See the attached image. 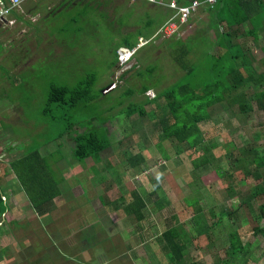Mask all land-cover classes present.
<instances>
[{
    "label": "rangeland",
    "instance_id": "374dc122",
    "mask_svg": "<svg viewBox=\"0 0 264 264\" xmlns=\"http://www.w3.org/2000/svg\"><path fill=\"white\" fill-rule=\"evenodd\" d=\"M152 4L144 0H91L52 12L44 5L39 14L16 15L17 24L0 25V168L6 171L9 159L38 149L61 189L71 181L83 191L70 198L69 205L57 200L45 214L35 217L13 175L2 176L0 190L7 204L5 212L11 211L0 218V264L75 261L79 253L74 246L81 239L88 244L87 249L96 251L81 259V264H98L100 260L105 264H171L154 234L166 228L169 218L175 225L181 223L189 238L187 264H264V235L254 233L264 228V218L258 216L264 193L252 196L256 184L264 187V169L255 165L239 168L236 161L244 156V149H250L251 156L264 152V110L257 108L255 100L248 112H241L237 103L227 101L239 99L241 94L248 97L261 87L253 83L255 74L264 70L259 59L263 53L257 51V35L250 33L257 31V23L251 19L234 26L233 35L224 31L231 44L215 45L213 38L221 31L219 21L226 24L233 17L239 19L245 10L222 0L220 5L214 4L212 21L208 18L198 22L190 17L174 35L162 38L155 33L173 11ZM25 5L27 12L33 4ZM232 36L238 43L232 41ZM47 37H51L50 42L41 45ZM140 37L146 42L137 46ZM131 45L136 47L134 55L120 64L117 49ZM243 51L237 60L242 77H234L241 79L240 87L227 90L225 99L208 109L210 118L198 123L200 132L195 141L166 138L162 127L167 123L168 99L157 94L177 83H187L196 90L187 95L195 103L211 98L210 94L200 99L195 95L206 92L208 85L215 84V94L228 87L224 76L233 60L228 55ZM88 77L91 78L87 85L97 97L94 101L86 103L81 99L72 105L48 101L52 85L72 88L82 82L84 87ZM145 88L151 90L143 92ZM120 102L123 106L139 102L146 114H118L113 120ZM95 119H112L102 126L113 144L99 157L77 161L69 139L98 125ZM119 139L123 140L122 149L126 148L125 156L141 153L144 163L131 169L121 161L115 151ZM211 144L215 146L211 148ZM43 148L48 154L42 152ZM114 164L127 168V173L118 175L120 180L111 193L104 191L101 204L95 201L98 193L90 192L93 188L86 173L78 172L69 181L62 172L65 168L77 170L95 165L100 169H92L93 174L108 179L114 176ZM105 184L108 182L102 183ZM95 188L99 189L97 184ZM138 188L146 202L145 217L138 220L126 213L121 215L123 224L119 221V225L107 229L103 214L115 208L125 210L116 196ZM13 199L18 201L16 207L12 206ZM158 199L162 204L156 203ZM154 207L156 210H152ZM226 210L234 212L225 214ZM139 227L146 243L142 249L135 245L131 262L127 260L130 253L120 254L128 233L133 232L135 241L140 238L136 231ZM233 230L243 245L236 254H231L229 247L228 235ZM147 237L150 242L145 241ZM82 243L80 247L85 246Z\"/></svg>",
    "mask_w": 264,
    "mask_h": 264
},
{
    "label": "trees",
    "instance_id": "16d2710c",
    "mask_svg": "<svg viewBox=\"0 0 264 264\" xmlns=\"http://www.w3.org/2000/svg\"><path fill=\"white\" fill-rule=\"evenodd\" d=\"M74 1L75 0L68 1L66 6L72 4ZM176 1L179 4H186L191 0ZM221 1L222 0H218V3L220 4ZM230 4L234 7H243L245 10L239 19L233 17L232 19L225 21L228 28L242 25L243 23L250 21L252 17L257 14V11L264 8V0H231ZM62 5L63 3L52 7V9L49 11H55ZM221 22L224 23L223 20L219 21V23ZM250 33L253 36L257 35V31L255 30H253V33L250 31ZM229 34H231V32ZM221 37V40H217V45L224 44V35L221 34ZM134 47L135 45H131L130 49ZM262 53L264 55V47L262 48ZM242 55L243 53H234L228 55L233 59L232 64L228 68V74L224 76L227 79L229 85L228 87H225L221 93H213V89L215 88V84H213L211 86L208 85V90L203 92V94L197 92L195 95V98L200 99L203 98V96L205 97L210 94L211 98L206 97L204 100H200V102L195 103L192 97H187V95L189 93H195L196 90H193V88L189 87L187 83H177L167 89L163 94H157L158 97L163 95L168 99V114L167 118L165 117L167 123L162 127L166 138H174L179 142L189 141L190 143L192 140L195 141L197 135L200 132L197 126L198 123L210 118L208 109L214 104L222 102L225 99L227 90H236L238 87H240L238 84L240 85L241 79L238 78L236 80L234 77L235 75L242 77V73L238 70L237 66V60ZM90 78L91 77H88V79L85 80L86 85L84 87L81 86L82 82H79L76 87L72 88L62 85H52L48 93V101H55L59 104L69 103V105L74 103L77 104V101H80L81 99L86 103L94 101L97 97L91 90L90 85H87V82ZM217 82L220 83L219 81ZM253 83L256 84L257 87H261H258L257 90H255L256 92H252L253 94L249 95L248 97L241 94L238 96L239 99H226L228 103H237L241 112H248L252 109L251 101L255 100L257 108L264 110V70L255 74ZM114 88L115 86L112 89ZM147 89L148 88L143 89V92L147 91ZM133 93L134 92H127L126 94L132 95ZM147 100V102L150 101L149 99ZM118 107H121L119 108V112L125 116H132L134 114L138 116H144L146 114L144 105H139V102H130L125 106H123V102H120L118 103L117 108ZM193 107H196V109H193ZM104 121L106 120H101V122ZM70 125H73V123H70ZM72 139L74 143L72 154L77 161H84L88 157H95L97 154H99V152L111 147V144H113L107 137L104 130H99L98 128H91L80 133H75L72 135ZM116 142L117 146L115 147V151L118 156H121V161L127 162L129 167L132 168L144 163V157L141 153L125 156L126 152H124V150L126 148L122 149L123 140L119 139ZM214 146L215 144H211V148ZM253 149L255 150V148ZM242 151L244 152V156L236 160L239 168H245L248 165H255L258 169H264V152L251 156L250 149H244ZM5 169L6 171L2 172V169L0 168V179L7 173H11L22 188L32 210L37 215L45 214L52 205L53 199L60 194L59 181L54 177L50 165L38 149L29 150L22 155L9 159L8 165L5 167ZM254 188L255 190L252 196H258L259 194L264 193V187H259L256 184ZM131 194L133 195V200L127 205V207L134 213L138 220H141L143 218L141 209L146 207V203L136 191H132ZM3 196L4 194L0 190V218L7 210V204L3 199ZM233 212L234 211L226 210L225 214L231 215ZM258 216L264 218V203L259 206ZM169 220L170 221L167 222L168 224L166 228L159 235L155 236V239L160 245V249L166 256L169 263L187 264L185 262V255L187 253L186 243L189 241V238L187 237L186 231L183 229L181 223L175 225L172 222V218H169ZM1 225L2 223L0 226ZM254 233H260L264 235V228H259ZM208 235L210 234L205 233V236L208 237ZM228 238L231 254H236L243 247L236 230L231 231L228 235ZM0 250L3 249L1 248ZM189 264H197V262L193 261Z\"/></svg>",
    "mask_w": 264,
    "mask_h": 264
},
{
    "label": "crops",
    "instance_id": "0c3cea01",
    "mask_svg": "<svg viewBox=\"0 0 264 264\" xmlns=\"http://www.w3.org/2000/svg\"><path fill=\"white\" fill-rule=\"evenodd\" d=\"M68 1H70V0H35V1H33V2H29V3H25V4H33V5H31L30 6V8H28L27 10V12H25L24 11V8H25V6H27V5H25V4H23L20 8H18V9H15V10H13L12 12H11V14L9 15V18L10 19H12L13 21H14V23L13 24H17V20H16V18H15V16L16 15H20V14H26V15H32V14H34V13H36V14H39L38 12H39V8H41L42 6H46V9L48 10V12H50L49 10L50 9H52V7H55V6H57V5H59V4H61V3H63V5L58 9V10H62L63 8H65L66 7V4L68 3ZM80 1H84V3L85 2H91V0H75L74 2H75V4H77V3H79ZM110 1H116V0H110ZM120 1H122V0H120ZM138 1H140V0H138ZM145 1V0H144ZM147 2V1H146ZM230 2H231V0H230ZM149 4H151L150 2H148ZM153 5V4H152ZM215 5H220L219 3H218V0H217V2H216V4ZM214 8V6H212V7H210V6H207V5H202V6H200L199 8H198V10L191 16V17H194V18H197L198 19V22H202L203 20H208V18L210 19V21H212V18H213V15H212V9ZM202 17L203 18H205V19H202ZM33 19H35V18H33ZM252 20H254V22L255 23H257V51H260L261 52V54H262V48L264 47V8L263 9H260L259 11H257V14H256V16H253L252 17ZM189 21V20H188ZM187 21V22H188ZM165 22V21H164ZM186 22V23H187ZM185 23V24H186ZM245 23H248V22H245ZM163 24V23H162ZM161 24V25H162ZM195 22L193 23V26H195ZM0 25H6V24H0ZM160 25V26H161ZM182 25H184V24H180L179 25V28L182 26ZM159 26V27H160ZM219 26H221L220 28H221V31H219L218 32V35L216 36V39H214L213 38V42L215 43V45L218 43L217 42V40L218 39H222V37H221V34L222 35H224V31H230L231 32V34L233 35V31H231V29L234 27H231V28H228L227 27V25L225 24V23H222V25H219ZM158 27V28H159ZM179 28H178V30H179ZM230 32H228V33H230ZM235 34V33H234ZM179 36V35H178ZM233 38H232V41L233 42H236V43H238L237 41H236V39L234 38V36H232ZM51 37H47V38H45V41H43L42 42V44L41 45H45V44H47V42L49 41V39H50ZM55 41V40H54ZM223 41L225 42L224 44H225V46H227V45H229V44H231V43H229V40H227L225 37L223 38ZM50 42V41H49ZM56 52H58V51H56ZM243 54H244V51H243ZM262 57H264V55L263 56H261L259 59H260V61L262 62V64L264 65V58H262ZM263 71V70H262ZM262 71H258L257 73H260V72H262ZM148 90H151V88H148L147 89V91ZM146 92V91H145ZM119 108H121V107H118V109H117V113H116V115L112 118L113 120H114V118L118 115V114H121L120 112H119ZM91 119H93V117L91 118ZM90 119V120H91ZM111 119V120H112ZM96 120V122H98V125H94V126H92L91 128H98V129H103L104 130V132L106 133V131H105V128L102 126V124L105 122V124H108V123H110V121L111 120H108V119H104V120H106V121H104V122H101V120L100 121H97V119H95ZM91 122V121H90ZM101 125V126H100ZM88 129H90V128H88ZM83 132V131H82ZM66 133V132H65ZM106 135H107V133H106ZM107 137H108V135H107ZM109 138V137H108ZM69 140H71L72 142H73V139L72 138H70ZM73 146H74V143L72 144V150H73ZM46 147V146H45ZM42 152L44 153V154H48V152L47 151H45L44 152V148L42 149ZM102 152V151H101ZM101 152H99V154L101 153ZM112 154H114V150L112 149ZM41 153V152H40ZM99 154H97L95 157H99ZM113 155H111L110 157H112ZM90 158H92V157H90ZM0 160H1V158H0ZM56 166H59V164H57L56 163ZM61 167H63V166H61ZM60 167V168H61ZM129 168H131L132 169V167H129ZM92 169H94L95 171L96 170H98V169H100V168H95V165H93V166H91L90 165V167H85V168H78L77 170L74 168V169H67L66 170V168L62 171L63 173H65V176H67L68 177V179L67 180H72L71 178L74 176V175H76V174H78V172L79 173H86V179L88 180V184H89V186H92V188H93V190H91L90 189V192L91 191H93L95 194H97L98 193V199L100 200H98L97 198H95V201L97 200V202H99L100 204H101V202L103 203V201L101 200V198L103 199L104 197H103V194H104V191H106V193H107V195L109 194V192L112 190V188L114 187V184H116L115 182H117V181H119L120 180V178L118 177V175H120V174H124L125 172H126V170L125 169H127V168H124V167H122L121 165L119 166L118 164H114V165H111V170H112V174L114 175L113 176V178H111V177H109L108 179H104L103 177H98V176H96V175H94L93 174V172L91 171ZM92 173V176H90V174ZM96 173H99V171H97ZM127 173V172H126ZM73 174V175H72ZM116 174V175H115ZM125 178H126V175H125ZM95 180V181H94ZM92 181V182H91ZM106 182H108V184L106 185V186H104V185H102V183H106ZM67 184H68V187L67 188H64V189H61L60 188V186H59V188H60V194L58 195V196H56L54 199H53V201L54 200H56L55 202H53V204L54 203H56L57 202V200H58V202H62L63 204H65V203H67V204H65V205H69L70 203H71V200L70 201H68L70 198H73L74 197V195L75 196H77V195H79V194H82L81 192H83L82 190H81V187L78 185V184H75V183H73V182H66ZM95 184H97L98 185V188L99 189H97V188H95ZM105 189V190H104ZM132 191H136L140 196H141V198L145 201V199L143 198V194H141V192H140V190H139V188H138V190H131L130 192L128 191V192H125V193H123V194H121L120 196H116V201L119 203V204H121V206H122V208H124L125 210L124 211H121V209L119 210V209H117V208H115V211H111V212H107L106 214H103V215H105V222H107V224H108V227H107V229H109V228H111L112 227V225L114 226V225H119L118 223H119V221L122 223V217H121V215H127V214H133L134 215V213L132 212V211H130L129 210V208L127 207V205L133 200V195L131 194L132 193ZM111 193V192H110ZM96 196V197H97ZM15 202H14V204H12V206L13 207H16L15 205H17L18 204V201L17 200H15V199H13ZM27 200V199H26ZM61 200V201H60ZM158 202H160V200L158 199L157 201H156V203H158ZM25 203H27L28 205H30L29 204V201L27 200ZM146 203V202H145ZM155 203V204H156ZM161 203V202H160ZM24 204V203H23ZM162 204V203H161ZM155 207H156V205H154ZM155 207L152 209V210H154L155 209ZM163 207V206H162ZM161 207V208H162ZM32 210V209H31ZM65 210V209H64ZM117 210V211H116ZM142 210V213H143V211H144V208H142L141 209ZM146 210H147V208H146ZM11 211V210H10ZM10 211H7V212H5V213H9ZM149 211V210H148ZM65 212L67 213V216H69V212L68 211H66L65 210ZM123 212V213H122ZM35 213V212H34ZM127 213V214H126ZM151 213H152V211H151ZM36 214V213H35ZM63 214H64V212H63ZM70 214H72L71 212H70ZM150 214V213H149ZM7 215V214H6ZM37 215V214H36ZM174 216V215H173ZM35 217H38V215L37 216H35ZM145 217V214L143 213V218ZM142 218V219H143ZM166 218V217H165ZM67 219H68V217H67ZM141 219V220H142ZM63 220H65L64 218H63ZM123 224V223H122ZM130 228H132L131 226H130ZM104 229H106V227L104 226ZM125 229V228H124ZM141 228L139 227V230H136V231H138L137 232V236H140V238L139 239H137L136 241H135V239H134V234H133V232L131 231H129L130 233H128L126 236H125V238H124V243H123V245H124V249L122 250V254H120V255H122V256H128L127 255V253H130L129 254V256H128V259L127 260H130L131 262H133V259H132V256H134L133 255V253H134V250H135V248H136V246H138L139 245V247H141V249L143 248V245L146 243V242H144L143 240H144V238L142 237V236H144L143 235V233H139V231H141L140 230ZM155 229V228H154ZM129 230V229H128ZM121 231V230H120ZM120 231H118V232H120ZM122 231H123V229H122ZM122 231H121V233H122ZM0 232H1V230H0ZM117 232V233H118ZM162 232V231H161ZM161 232H159V233H154L155 234V236L158 234H160ZM105 234H107V232L105 233ZM118 234H120V233H118ZM147 234V233H146ZM110 235H112V234H110ZM148 235V234H147ZM60 236H62V237H65V233H61L60 234ZM107 236H109L108 234H107ZM61 241L63 240V239H60ZM143 241V243H140V244H138V242L139 241ZM80 241L81 242H83L82 243V245H85L84 247H80L81 246V244H80ZM77 244H75V246H74V251L75 252H78L79 253V257L77 258V259H75V261H73V260H71V261H68V260H65V259H59V263H57V264H81L82 262H81V259H83V258H86L89 254H92V253H94L95 254V252L96 251H92L91 249H87V246H88V244L86 243V241L84 240V239H81ZM145 241H149L150 242V240H149V237H147V238H145ZM136 245V246H135ZM114 246H116L117 247V244L115 243L114 244ZM80 247V248H79ZM66 249H67V247H66ZM65 250V249H64ZM63 250V251H64ZM143 251V250H142ZM104 252H106L105 250H104ZM132 254V255H131ZM83 255H84V257H83ZM63 256V255H62ZM61 256V257H62ZM95 258V256H93V259ZM100 263H98V264H105L102 260H100L99 261ZM46 263L47 264H51L48 260L46 261Z\"/></svg>",
    "mask_w": 264,
    "mask_h": 264
},
{
    "label": "built area",
    "instance_id": "2783aa9c",
    "mask_svg": "<svg viewBox=\"0 0 264 264\" xmlns=\"http://www.w3.org/2000/svg\"><path fill=\"white\" fill-rule=\"evenodd\" d=\"M35 0H0V24H13L14 21L9 18L11 12L20 8L23 4L33 2ZM138 1V0H130ZM147 2L158 4L170 8L173 14L158 28L155 33L161 35L162 38H169L174 35L179 28L180 24H185L190 17L198 10L202 5L214 6L217 0H191L186 4H179L176 0H145ZM137 46L144 44L146 41L143 38L138 39ZM135 48L119 47L117 49V58L120 64H124L130 60L134 55ZM114 87V85H113ZM112 87V88H113ZM4 199V196H3Z\"/></svg>",
    "mask_w": 264,
    "mask_h": 264
},
{
    "label": "flooded vegetation",
    "instance_id": "af4514ba",
    "mask_svg": "<svg viewBox=\"0 0 264 264\" xmlns=\"http://www.w3.org/2000/svg\"><path fill=\"white\" fill-rule=\"evenodd\" d=\"M112 2V1H111ZM72 5V4H71ZM109 5V4H108ZM108 5H105V7L107 8L108 7Z\"/></svg>",
    "mask_w": 264,
    "mask_h": 264
},
{
    "label": "water",
    "instance_id": "95a60500",
    "mask_svg": "<svg viewBox=\"0 0 264 264\" xmlns=\"http://www.w3.org/2000/svg\"><path fill=\"white\" fill-rule=\"evenodd\" d=\"M73 3H75V2H73Z\"/></svg>",
    "mask_w": 264,
    "mask_h": 264
}]
</instances>
